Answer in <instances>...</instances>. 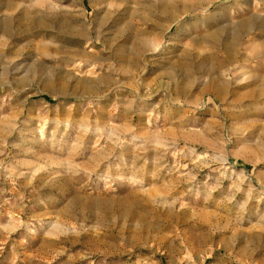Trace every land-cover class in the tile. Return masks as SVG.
<instances>
[{
	"label": "rangeland",
	"instance_id": "1",
	"mask_svg": "<svg viewBox=\"0 0 264 264\" xmlns=\"http://www.w3.org/2000/svg\"><path fill=\"white\" fill-rule=\"evenodd\" d=\"M0 264H264V0H0Z\"/></svg>",
	"mask_w": 264,
	"mask_h": 264
}]
</instances>
